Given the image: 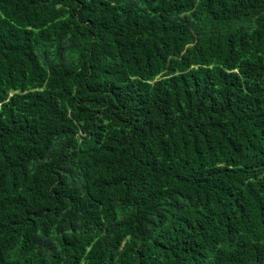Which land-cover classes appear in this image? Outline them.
I'll use <instances>...</instances> for the list:
<instances>
[{
  "label": "trees",
  "instance_id": "1",
  "mask_svg": "<svg viewBox=\"0 0 264 264\" xmlns=\"http://www.w3.org/2000/svg\"><path fill=\"white\" fill-rule=\"evenodd\" d=\"M0 264H264V0H0Z\"/></svg>",
  "mask_w": 264,
  "mask_h": 264
}]
</instances>
